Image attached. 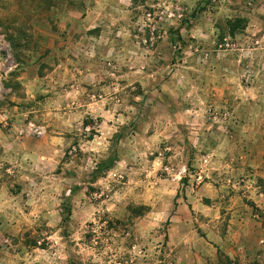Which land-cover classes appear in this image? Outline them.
Wrapping results in <instances>:
<instances>
[{
    "label": "rangeland",
    "instance_id": "1",
    "mask_svg": "<svg viewBox=\"0 0 264 264\" xmlns=\"http://www.w3.org/2000/svg\"><path fill=\"white\" fill-rule=\"evenodd\" d=\"M181 113L190 130L198 113L264 115V0H0V129L67 139L41 169L0 151V264H175L168 228L191 215L174 184L206 179L153 140ZM30 123L44 133L21 134ZM259 242L231 264H264Z\"/></svg>",
    "mask_w": 264,
    "mask_h": 264
},
{
    "label": "crops",
    "instance_id": "2",
    "mask_svg": "<svg viewBox=\"0 0 264 264\" xmlns=\"http://www.w3.org/2000/svg\"><path fill=\"white\" fill-rule=\"evenodd\" d=\"M32 77L28 76L26 85L30 80L41 83L40 74ZM21 78L23 83L24 74ZM171 118L164 132L155 131L153 140L167 137L174 160H179L175 153H182L183 158L194 153L189 163L206 175L201 184L192 178L174 184L175 194L181 189L183 204L179 208H187L191 215L177 233L176 224L168 228L169 245L177 252L175 264H220L223 257L250 263L262 249L259 241L264 242V124L257 122L264 120V115L232 114L228 121L234 130L229 125L207 122L199 113L193 121L200 126L193 130L179 124L180 119L192 120L190 115L181 113L180 118L179 114ZM105 123L107 128L115 126ZM66 141L58 131L42 137H18L10 129H0V151L16 153L20 164L25 158L36 159L40 169L42 157L56 151L60 154ZM152 161L162 163L159 157Z\"/></svg>",
    "mask_w": 264,
    "mask_h": 264
},
{
    "label": "trees",
    "instance_id": "3",
    "mask_svg": "<svg viewBox=\"0 0 264 264\" xmlns=\"http://www.w3.org/2000/svg\"><path fill=\"white\" fill-rule=\"evenodd\" d=\"M246 20L244 18H237L235 20H231L229 21L228 25H229V33L230 34H235L238 30V28L244 27L245 26V22ZM122 136L117 135V139H121ZM118 159V157L116 155H111L106 159H103L99 162L97 170L95 171L96 175L99 176L100 174L109 171L114 165L116 160ZM133 209V211L135 212V214H141L143 213V210L145 209V207L142 206H135V207H131ZM64 220H66V216L64 218ZM117 222H120L119 220H117ZM231 259H229L228 257V264H231Z\"/></svg>",
    "mask_w": 264,
    "mask_h": 264
},
{
    "label": "built area",
    "instance_id": "4",
    "mask_svg": "<svg viewBox=\"0 0 264 264\" xmlns=\"http://www.w3.org/2000/svg\"><path fill=\"white\" fill-rule=\"evenodd\" d=\"M26 132H32V133H35V134H38V135H41V134H43L44 133V130L41 128H39V127H36L33 123H30V126L27 128V129H21L20 130V133L21 134H24V133H26ZM198 181H200L201 182V177L200 178H198Z\"/></svg>",
    "mask_w": 264,
    "mask_h": 264
}]
</instances>
